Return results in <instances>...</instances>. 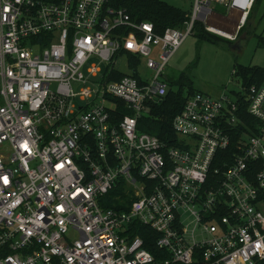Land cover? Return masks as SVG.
<instances>
[{"label":"built area","instance_id":"obj_1","mask_svg":"<svg viewBox=\"0 0 264 264\" xmlns=\"http://www.w3.org/2000/svg\"><path fill=\"white\" fill-rule=\"evenodd\" d=\"M255 1L193 0L158 32L108 0H0V264H264V84L188 96L176 145L138 129L197 22L234 40L211 4L239 28ZM121 53L150 75L114 79ZM119 187L126 211L104 206Z\"/></svg>","mask_w":264,"mask_h":264},{"label":"rangeland","instance_id":"obj_2","mask_svg":"<svg viewBox=\"0 0 264 264\" xmlns=\"http://www.w3.org/2000/svg\"><path fill=\"white\" fill-rule=\"evenodd\" d=\"M163 1L187 14L191 12L193 0ZM211 6L213 14L209 20L210 24L224 28L239 19L238 12L230 13L225 7L215 3ZM239 29L240 27L235 32L234 40L229 42L209 34H206L208 37H202L200 30L194 28V33L183 40L166 67L164 77L173 82V89L181 90L182 97L192 91H202L214 97L226 93L234 98L236 92L242 91L240 75L232 73L237 65L264 70V0L255 1L248 18L240 31ZM131 56L137 59V75L142 79L147 78L150 72L145 64L139 63L137 55L131 53L130 58ZM130 58L129 54L121 53L115 70L127 75L132 73ZM102 65L103 69L105 65ZM148 112L143 115L148 116ZM4 148L2 146L1 150Z\"/></svg>","mask_w":264,"mask_h":264},{"label":"trees","instance_id":"obj_3","mask_svg":"<svg viewBox=\"0 0 264 264\" xmlns=\"http://www.w3.org/2000/svg\"><path fill=\"white\" fill-rule=\"evenodd\" d=\"M108 4L116 8H125L133 20H145L152 22L158 32H161L166 27H180L187 19V13L172 5H169L163 0H108ZM242 26L240 27L239 31L241 30ZM195 28L200 30V36L202 37H208L206 34H209L213 37L224 39L222 36L207 31L199 22L196 23ZM227 41L230 42V40ZM130 61L131 68H136V57L131 56ZM232 73L240 75L243 89L249 87L252 84H264L263 69L237 65L236 69L234 68L232 70ZM121 76V73H116L112 77L117 79ZM166 82V94L160 101L150 103L148 112L149 115L141 116V118L138 120V129L156 135L167 146H173L176 145L177 137L171 127L172 118L182 109L187 97L196 91L189 92L186 97H182L181 95L183 93L181 90L175 91L173 89L172 81H168V79H166ZM115 102L117 108L116 113L118 115L117 118H121V116L125 113H130L129 110L123 107V104L120 101ZM246 119L249 122H255L250 117H247ZM116 195H120L119 200L116 199ZM125 197L126 196L124 192L122 191L121 187H119L105 195L104 206L126 211L128 209L129 202L125 200ZM122 200L123 202H121ZM131 233L132 235H140L144 241V247L155 256L158 257L159 254H161L159 253L161 251L155 245L158 234L149 227L135 224V227L131 229Z\"/></svg>","mask_w":264,"mask_h":264},{"label":"crops","instance_id":"obj_4","mask_svg":"<svg viewBox=\"0 0 264 264\" xmlns=\"http://www.w3.org/2000/svg\"><path fill=\"white\" fill-rule=\"evenodd\" d=\"M231 13V12H230ZM213 25H215V24H213ZM215 26H217L218 28H220L221 30H224V31H226V32H228V33H230V34H232V35H234L235 34V32H236V30L238 29V19L233 23V24H231V25H228V26H226V27H221V26H218V25H215ZM224 38V37H223ZM224 39H227V38H224ZM227 40H229V39H227ZM165 80H166V77L164 78ZM202 92V91H201Z\"/></svg>","mask_w":264,"mask_h":264},{"label":"bare ground","instance_id":"obj_5","mask_svg":"<svg viewBox=\"0 0 264 264\" xmlns=\"http://www.w3.org/2000/svg\"><path fill=\"white\" fill-rule=\"evenodd\" d=\"M221 31V30H220ZM222 33H226L225 31H221ZM228 33V32H227Z\"/></svg>","mask_w":264,"mask_h":264},{"label":"snow or ice","instance_id":"obj_6","mask_svg":"<svg viewBox=\"0 0 264 264\" xmlns=\"http://www.w3.org/2000/svg\"><path fill=\"white\" fill-rule=\"evenodd\" d=\"M129 47H131V45H129Z\"/></svg>","mask_w":264,"mask_h":264}]
</instances>
